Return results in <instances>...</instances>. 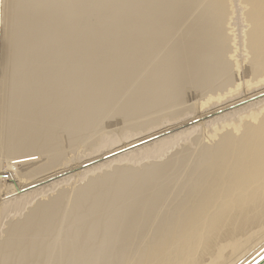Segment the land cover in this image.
Segmentation results:
<instances>
[{
	"label": "bare ground",
	"instance_id": "obj_1",
	"mask_svg": "<svg viewBox=\"0 0 264 264\" xmlns=\"http://www.w3.org/2000/svg\"><path fill=\"white\" fill-rule=\"evenodd\" d=\"M6 28L0 264L264 257V0H12Z\"/></svg>",
	"mask_w": 264,
	"mask_h": 264
},
{
	"label": "rangeland",
	"instance_id": "obj_2",
	"mask_svg": "<svg viewBox=\"0 0 264 264\" xmlns=\"http://www.w3.org/2000/svg\"><path fill=\"white\" fill-rule=\"evenodd\" d=\"M11 3H12V0H1V13H2V10H3V4H4V28H3V33H2V22L0 23V26H1V30H0V53L3 51V57H4V55H5V46H6V44H5V41H6V38H7V17H8V14H9V9H10V6H11ZM1 45H2V48H3V50H1ZM1 59H2V61H1ZM4 63H5V60H4V62H3V58H2V56L0 57V66H1V68L3 67V75H2V87H1V100H0V105H2V98H3V94H4V86H3V84H4V80L6 79V70H5V67H4ZM0 75H1V71H0ZM1 77V76H0ZM232 103L234 104V101H232V102H228V104L226 105L227 107H228V105L229 106H231L232 105ZM231 104V105H230ZM225 105H221L220 107L218 106V108H216L214 111H211V113L208 115V117L205 115L204 117H201V119L199 118L198 120H200V121H196L195 122V120H194V122L195 123H198V122H201V123H205V122H203V121H208V120H211V119H213V117L216 115H211V114H214V113H220L222 110H223V108L225 107ZM232 106H235V105H232ZM231 106V107H232ZM223 107V108H222ZM227 107H225V108H227ZM231 107H229V108H231ZM229 108H227V109H229ZM217 109H219L217 112H216V110ZM221 109V110H220ZM211 115V116H210ZM203 118V119H202ZM197 120V119H196ZM115 154H117V153H115L114 152V154H112V157H113V155L115 156ZM110 156V155H109ZM107 159H109L108 157L106 158V157H104V159L103 158H101V160H103V161H101L100 159L96 162V164H100V163H102V162H104L105 160H107ZM90 164V163H89ZM88 164V165H89ZM91 164H92V162H91ZM95 164V165H96ZM83 167H78L79 168V170L78 171H80V170H84V168L87 166V164H86V166L85 165H82ZM69 174V173H68ZM65 175V174H64ZM61 177V175H59V177L57 176V177H53V178H50V179H47L46 181L44 180V181H42V182H40L39 183V185L38 184H36V185H32L31 187L30 186H27V187H24L23 189H22V191H16V192H18V193H21V195L22 194H24V193H27V192H30V191H34L35 189H37V188H41V187H43V186H45V185H49L51 182H54V181H56V179L55 178H60ZM26 188V189H25ZM29 188H31V189H29ZM29 189V190H28ZM24 190H26V191H24ZM4 197L5 196H0V200H3L4 199ZM39 199V198H38ZM262 256H264V254L262 255ZM254 264H264V257L263 258H259L258 260H256V262L254 263Z\"/></svg>",
	"mask_w": 264,
	"mask_h": 264
}]
</instances>
